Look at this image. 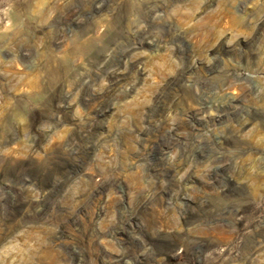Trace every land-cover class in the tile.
Segmentation results:
<instances>
[{
  "label": "rangeland",
  "instance_id": "1",
  "mask_svg": "<svg viewBox=\"0 0 264 264\" xmlns=\"http://www.w3.org/2000/svg\"><path fill=\"white\" fill-rule=\"evenodd\" d=\"M0 264H264V0H0Z\"/></svg>",
  "mask_w": 264,
  "mask_h": 264
}]
</instances>
